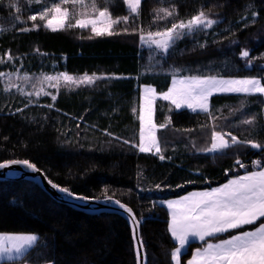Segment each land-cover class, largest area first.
<instances>
[{"label": "trees", "instance_id": "1", "mask_svg": "<svg viewBox=\"0 0 264 264\" xmlns=\"http://www.w3.org/2000/svg\"><path fill=\"white\" fill-rule=\"evenodd\" d=\"M51 1L56 0L42 3ZM95 3L114 19L129 17L127 24L115 26L119 34L95 36L79 28L53 32L27 17L26 23L14 25L10 0H0V73L102 77L90 85L60 87L55 100L46 96L32 104L5 90L0 78V162L28 160L75 195L125 204L139 221L147 264H173L174 242L161 203L257 170L254 160L264 165V149L247 144L217 153L201 151L210 146L213 126L241 141L264 143V96L213 95L209 105L215 120L157 101L154 122L170 118L171 123L158 130L161 152L145 154L132 146L138 141V87L153 86L162 93L172 77L192 75L259 78L264 84V0H141L138 16L124 0ZM160 8L174 10L173 15L156 20ZM200 11L217 23L176 39L166 54L155 57L150 54L155 50L141 43V29L146 33L171 27ZM33 24L40 27L32 29ZM25 27L30 30L22 31ZM245 50L249 57L241 58ZM245 119L253 123L245 125ZM0 234L38 237L23 259L1 264H135L124 219L84 214L26 180L0 182ZM201 244L192 242L181 264Z\"/></svg>", "mask_w": 264, "mask_h": 264}, {"label": "snow or ice", "instance_id": "2", "mask_svg": "<svg viewBox=\"0 0 264 264\" xmlns=\"http://www.w3.org/2000/svg\"><path fill=\"white\" fill-rule=\"evenodd\" d=\"M124 3L131 14L139 15L141 0H124ZM69 5L71 7H68ZM10 6L16 7L19 11L15 3ZM173 11L165 8L156 10V20L172 16ZM28 20L42 21V26L53 32L67 28L81 30L90 28L95 36H110L119 34L115 26L121 22L127 24L129 17L112 18L107 8L99 9L97 7L95 0H91V4L86 3V0H58L50 7L30 14ZM215 23H217L216 20L200 11L186 21L179 20L172 23L171 27L146 33L141 29L139 39L142 44L149 47L154 46L158 51L167 53L176 39L198 29L211 28ZM39 27L38 24L32 25V29ZM3 30L0 28V32ZM21 30L29 31L30 29L25 27ZM124 31L127 32L128 29L125 28ZM247 57H249V52L242 51L241 58ZM8 58L11 59L10 56ZM2 62L0 61V63ZM4 75V73H0V77ZM101 78L96 74H84L76 78L67 73H61L57 77L45 76L44 80L50 82L51 87H58L61 80L65 85L79 86L80 84L90 85ZM24 79H28V77H24ZM53 81L55 83H51ZM19 91L23 94V89H19ZM219 93L264 96V84L259 78L222 79L216 76L192 75L182 78L174 76L171 86L163 93H157L152 87H145L139 98V144L132 146L138 147L142 153L161 152L157 133L158 130L167 128L171 120L166 118L165 122L160 124L154 122V105L157 100L167 101L177 110L187 108L192 112L206 113L210 120H215L218 117H214L210 111L209 98ZM40 94L47 95L48 93H36V95ZM28 95L31 96L32 93H28ZM52 99L55 100L56 96L53 95ZM18 111L20 110L18 109ZM242 123L249 125L253 123V120L245 119ZM124 143H129V141L125 140ZM239 144L250 145L252 149H264V143L251 139L241 141L231 132L217 131L213 126L210 146L201 149V151L217 153ZM160 158L164 159L163 156ZM236 164L241 168L245 167L240 160H237ZM13 165H22L32 171H38L35 165L28 160L0 162V169L10 168ZM252 166L257 170L229 179L221 186L210 190L192 192L167 202L168 232L174 242V250L170 256L175 264H181L183 252L192 240H199L203 244L192 253L187 264H264V165L261 161L254 160ZM49 183L53 188L71 198L87 199L75 195L69 189L52 181ZM157 187L160 186L157 185ZM114 202L128 214L132 221L133 239L137 245V264H141L143 242L138 238L139 224L136 217L130 208L119 201ZM258 221V226L253 230L233 234L230 238L222 239L216 243H209L207 240V238L220 237L224 233H230L248 225H257ZM37 239L38 237L34 234H0V260L20 261L34 246Z\"/></svg>", "mask_w": 264, "mask_h": 264}, {"label": "water", "instance_id": "3", "mask_svg": "<svg viewBox=\"0 0 264 264\" xmlns=\"http://www.w3.org/2000/svg\"><path fill=\"white\" fill-rule=\"evenodd\" d=\"M36 169L38 171H32L31 169H28L22 165H13L10 168L0 169V182L26 180V181L32 182L35 185H37L45 194H47L50 198H52L57 203L66 205L84 214L96 215L100 213H107V214H114V215L121 217L122 219L126 221L129 227L131 239L133 243L135 264H137V257H136L137 245L133 239L132 221L130 220L128 214L125 213L121 208H119L118 205L114 202L116 200L95 199V198H87L84 200H79V199L71 198L68 195L61 193L57 189L53 188L51 184L49 183L50 180L45 176V174L41 170H39L37 167ZM80 197H83V196H80ZM137 222L139 224L138 220ZM138 238L140 239L139 227H138ZM141 264H147V258H146V254L144 251V247H143V251L141 252Z\"/></svg>", "mask_w": 264, "mask_h": 264}, {"label": "rangeland", "instance_id": "4", "mask_svg": "<svg viewBox=\"0 0 264 264\" xmlns=\"http://www.w3.org/2000/svg\"><path fill=\"white\" fill-rule=\"evenodd\" d=\"M42 1L43 0H40L41 3H42ZM56 2H58V0L51 1L49 3L44 2L41 5H38L37 9H38V11H40L45 7H50L53 3H56ZM13 3H15L19 8V11H16L17 8L13 7L15 10V17L13 16V24L14 25H22V24L26 23L23 21L26 17L28 19V16L30 14H35V13H30V10H33L32 9L33 5L37 6V3H39V2H37V0H10V5H12ZM21 3H22L21 6L18 5ZM68 7H71V6L69 5ZM126 7H127V5H126ZM20 13H23V14L26 13V15L24 14L25 16L21 18L22 14H20ZM28 21L33 22L31 20H28ZM34 22L43 25L42 21L37 20ZM0 28L3 29L1 24H0ZM89 30L91 31L90 28H89ZM191 34H189V35H191ZM143 46L145 48L155 50L154 54L150 52V54H152L155 57L157 56V54H166V53L158 51L157 49H155L154 46L149 47L146 44H143ZM4 74L5 75L3 77H0V78L6 87L5 90L11 91L13 94L20 97L19 100H23V101L27 102L28 104H32L35 101H37L43 97L52 96L56 91H58V88H60V87L68 88L69 86H71V85H65V83L61 80L58 87H51L50 82L44 80L45 76L57 77L60 74H28V73L21 72L20 70L12 71L11 73H4ZM24 77H28V79H24ZM76 78H79V77H76ZM217 78L243 79V78H239V77H217ZM51 83H55V82L53 81ZM73 85L77 86L75 84H73ZM80 85H82V84H80ZM19 89H23V94L19 91ZM37 92H47L48 94L47 95H44V94L36 95ZM28 93H32V95L29 96ZM219 94H234V93H219ZM214 95H216V94H214ZM240 95H243V94H240ZM185 251H186V249L184 250V252ZM173 263L175 264V262H173Z\"/></svg>", "mask_w": 264, "mask_h": 264}, {"label": "crops", "instance_id": "5", "mask_svg": "<svg viewBox=\"0 0 264 264\" xmlns=\"http://www.w3.org/2000/svg\"><path fill=\"white\" fill-rule=\"evenodd\" d=\"M175 77H177V78H182V77H184V76H175ZM172 79H173V77H172ZM172 79H171V81H172ZM171 81H170V84H169V86L168 87H170L171 86ZM145 87H152V88H154L153 86H147V85H141V86H139L138 87V101H139V98H140V96H141V94H142V90H143V88H145ZM155 89V88H154ZM167 91V90H166ZM166 91H164V92H166ZM163 93V92H162ZM157 101H162V100H157ZM156 101V102H157ZM155 102V103H156ZM163 102H166V103H168L169 104V102H167V101H163ZM170 105V104H169ZM174 110H177V109H175V107L174 106H172V105H170ZM154 107H155V105H154ZM179 110H188L189 112H192L191 110H189V109H187V108H182V109H179ZM197 112H199V111H197ZM138 115H139V103H138V114H137V121H138V125H139V119H138ZM139 144V130H138V141H137V144L136 145H138ZM137 149H138V151H139V148L137 147ZM140 152V151H139ZM142 153V152H141ZM143 153H145V154H153L152 152H143ZM156 154H159V153H156ZM244 175V174H243ZM235 178V177H234ZM230 179H232V178H230ZM229 180V179H228ZM227 180V181H228ZM227 181H225L224 183H226ZM224 183H222V184H224ZM222 184H220V185H217V186H215V187H218V186H221ZM215 187H212V188H215ZM212 188H210V189H212ZM210 189H204V190H195V191H191V192H188V193H186V194H183V195H181V196H179V197H176V198H173V199H169V200H166V201H163L161 204L165 207V209H166V211H167V215H168V221H169V210H168V208H167V202L168 201H172V200H176V199H179V198H181V197H183L184 195H187V194H189V193H192V192H199V191H205V190H210ZM258 224H259V221L257 222V225H248V226H252V227H250L249 229H246V230H253L256 226H258ZM245 227H247V226H245ZM238 230V229H237ZM237 230H234V231H237ZM243 231H245V230H242V231H239V232H235L234 234H238V233H240V232H243ZM5 235H9V234H5ZM12 235H15V234H12ZM231 235H233V234H231ZM231 235H228V233H224L222 236H220V237H212V238H207V240H208V242L209 243H216V242H219L220 240H222V239H226V238H230V236ZM192 242H197V243H199V244H203V242H201V241H199V240H192ZM191 242V243H192ZM202 244L200 245V246H198V247H196V248H194L193 250H192V252H191V254H190V256L187 258V260L185 261V264H187V261L189 260V259H191V255H192V253L197 249V248H200L201 246H202ZM186 249H187V247H186ZM2 262H8V261H6V260H0V264L2 263ZM45 264H51V263H45ZM174 264V263H173Z\"/></svg>", "mask_w": 264, "mask_h": 264}]
</instances>
